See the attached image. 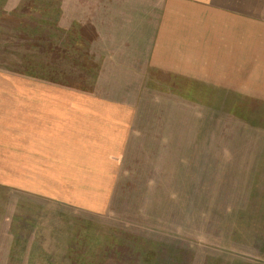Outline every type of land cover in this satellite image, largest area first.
Instances as JSON below:
<instances>
[{
  "label": "rangeland",
  "instance_id": "374dc122",
  "mask_svg": "<svg viewBox=\"0 0 264 264\" xmlns=\"http://www.w3.org/2000/svg\"><path fill=\"white\" fill-rule=\"evenodd\" d=\"M103 6L116 0H0V75L95 87L77 25ZM179 82L128 88L137 116L104 211L0 173V264H264V103Z\"/></svg>",
  "mask_w": 264,
  "mask_h": 264
},
{
  "label": "crops",
  "instance_id": "0c3cea01",
  "mask_svg": "<svg viewBox=\"0 0 264 264\" xmlns=\"http://www.w3.org/2000/svg\"><path fill=\"white\" fill-rule=\"evenodd\" d=\"M83 12L76 41L101 63L95 87L0 75V173L16 174L18 189L104 211L137 116L125 95L142 75L207 88L234 109L264 103V0H116Z\"/></svg>",
  "mask_w": 264,
  "mask_h": 264
}]
</instances>
